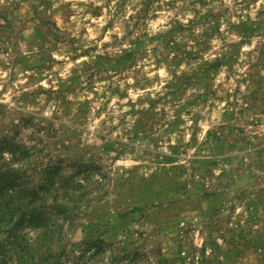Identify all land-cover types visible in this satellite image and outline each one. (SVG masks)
I'll return each instance as SVG.
<instances>
[{
	"label": "rangeland",
	"instance_id": "obj_1",
	"mask_svg": "<svg viewBox=\"0 0 264 264\" xmlns=\"http://www.w3.org/2000/svg\"><path fill=\"white\" fill-rule=\"evenodd\" d=\"M71 3L0 0V64L12 69L10 84L22 79L27 89L18 97L13 87H0V142L15 137L39 160L62 161L69 172L80 165L94 167L93 180L102 183L90 208L76 220L72 242L66 240L63 264L111 259V248L104 256L95 254L94 240L113 243L126 264H134L136 254L140 264H156L161 255L169 258L167 264H264V8L257 9V19L232 25L230 34L238 39L228 41L227 51L213 52L211 61H202L201 54L212 51L209 39L231 8L218 0L219 11L205 13L216 23L195 50L188 40H174L183 32L191 38L188 27L177 21L160 43L168 53L165 59L186 67L169 73L164 96L144 101L121 97L119 108L113 96L100 111L92 101L93 92L102 88L77 83L79 76L60 84L54 75L64 63L59 57L75 41ZM256 3L233 0L232 7L243 10ZM140 55L150 58L147 51ZM152 62L159 68L156 59ZM226 63L239 68L228 72ZM125 66L120 62L118 70ZM110 70L118 74L116 66ZM221 70L233 85L226 98L213 86V74L219 80ZM5 71L0 80L8 79ZM105 71L89 65L85 78L98 82ZM85 93L92 101L76 99ZM36 94L39 104L31 102ZM213 96L210 110L216 120L211 126L204 123V137L191 147L167 144L160 130L168 105L187 98L186 103L206 106ZM141 102L148 107H138ZM23 233L33 238L37 230L27 226Z\"/></svg>",
	"mask_w": 264,
	"mask_h": 264
},
{
	"label": "clouds",
	"instance_id": "obj_2",
	"mask_svg": "<svg viewBox=\"0 0 264 264\" xmlns=\"http://www.w3.org/2000/svg\"><path fill=\"white\" fill-rule=\"evenodd\" d=\"M60 3H68V0H60ZM224 4L231 8L232 14L223 17L219 31L212 34L210 39L208 38L210 45L214 47L206 55L201 54L202 61H211L213 52L219 55L220 52L227 51L225 45L228 41L238 39L236 35L230 34L232 25L239 24L241 20L247 21L249 17L252 20L257 19V9L264 8V0H257L255 5L243 10H241L243 6L241 8L232 7L233 0H224ZM71 8L76 12V15L71 18L75 23L70 29L75 41L69 51L59 57L64 63L57 65L54 75L60 80V84H64L65 81L71 82L70 78L79 76L77 83L87 84L89 88L93 86L97 89L102 88L103 92H93L94 101L86 93L76 97L80 101H92L95 105L94 110L99 109L100 111L104 110L102 107L104 102L112 100L113 96L119 101V103L113 101L117 108L124 103L121 97L133 101L141 97L144 101L150 100L151 97L164 96L167 91L164 84L172 80V75L169 73L179 74L185 70L186 65L177 66L170 63V57L164 58L168 56V53L160 43L161 37L177 21H180L188 27L191 38L188 32H183L176 35L174 40H188L189 47L195 50L196 42L208 37V33L212 32L211 24L216 23L210 17H205V13H208L210 9L219 11L218 0H201V2H196V0H72ZM189 20L193 21L191 25H189ZM144 51L149 54L150 58L147 60L140 55ZM61 52H64L63 48ZM171 54L176 55L175 52ZM69 57L73 59L70 60ZM153 59L160 63L159 68L153 64ZM120 62L126 66L118 70ZM89 65L106 69L105 75L102 76L103 78L99 77L98 82L96 78L92 82L86 80V69ZM113 66L117 67L118 74L110 70ZM234 67L239 68V65L227 63L224 65V69L228 72H232ZM5 68L8 71H5L4 75L8 79L0 80V87H13V95L19 97V93L27 90L23 85V80H17L14 85L10 84L12 77L9 76V72L12 69L7 63L0 64V71ZM23 75L21 73V76ZM61 77H63L62 80ZM213 81L217 95L226 98L233 85L225 81V71H220L219 80H216L213 74ZM32 87L38 88L39 85ZM186 99L177 98L173 104L168 105L166 123L160 130L165 142L176 145L178 148L191 147L192 144L197 143L204 137V123L211 126L216 120V116L210 110L216 102V96L211 97L206 106L186 103ZM31 102L39 104L41 97L36 94L31 98ZM137 106L147 108L148 104L141 102ZM216 113L219 114V109H216ZM120 147L127 146L121 145ZM164 151H168V148L165 147ZM139 152L140 149L137 148L136 153L132 155L136 156ZM5 157H8V153H5ZM130 158V156H125V159ZM69 175L72 174L69 173ZM74 232L75 228H72L66 234L67 241L72 242L71 236ZM99 264H104V261H100Z\"/></svg>",
	"mask_w": 264,
	"mask_h": 264
},
{
	"label": "trees",
	"instance_id": "obj_3",
	"mask_svg": "<svg viewBox=\"0 0 264 264\" xmlns=\"http://www.w3.org/2000/svg\"><path fill=\"white\" fill-rule=\"evenodd\" d=\"M30 149L15 137L0 142V264H63L66 234L90 208L102 183L93 180L94 167L80 165L69 172L62 161L39 160ZM27 226L37 230L33 238L23 233ZM90 246L102 256L111 248L104 264H126L113 243L94 240ZM136 255L131 261L140 264ZM157 263L167 264L169 258L161 255Z\"/></svg>",
	"mask_w": 264,
	"mask_h": 264
}]
</instances>
